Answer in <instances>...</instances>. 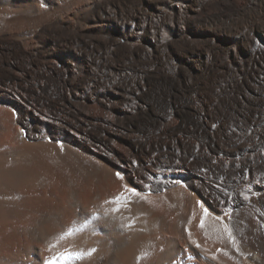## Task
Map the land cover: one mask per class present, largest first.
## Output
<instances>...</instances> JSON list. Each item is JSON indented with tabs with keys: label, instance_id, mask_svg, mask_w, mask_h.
Segmentation results:
<instances>
[{
	"label": "bare ground",
	"instance_id": "1",
	"mask_svg": "<svg viewBox=\"0 0 264 264\" xmlns=\"http://www.w3.org/2000/svg\"><path fill=\"white\" fill-rule=\"evenodd\" d=\"M53 257L264 264V0H0V264Z\"/></svg>",
	"mask_w": 264,
	"mask_h": 264
},
{
	"label": "snow or ice",
	"instance_id": "2",
	"mask_svg": "<svg viewBox=\"0 0 264 264\" xmlns=\"http://www.w3.org/2000/svg\"><path fill=\"white\" fill-rule=\"evenodd\" d=\"M21 131H23V130H21ZM116 175H117V177H120V173H116ZM120 178H122V177H120ZM128 191H130L133 195H140L139 193H137L136 189H134V188L128 189ZM245 199H247V197H245ZM198 203H200V202L198 201ZM200 206L204 210V215L200 219L199 227L204 228L205 227V220L209 216V212H208L207 208H204V205L202 203H200ZM215 219L221 223L223 233L227 235V238L232 243L233 247H237L236 238L233 235L232 228L229 226L228 223H226L224 221V217L223 216H217V217H215ZM237 250H239V249H237ZM93 251H95V249H93ZM47 264H56V258L53 257L52 259H50L47 262Z\"/></svg>",
	"mask_w": 264,
	"mask_h": 264
}]
</instances>
